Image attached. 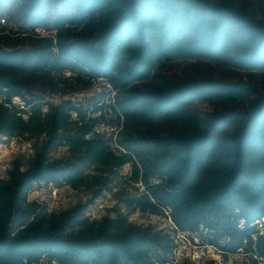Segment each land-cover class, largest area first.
<instances>
[{
  "label": "trees",
  "instance_id": "16d2710c",
  "mask_svg": "<svg viewBox=\"0 0 264 264\" xmlns=\"http://www.w3.org/2000/svg\"><path fill=\"white\" fill-rule=\"evenodd\" d=\"M17 8L18 30L0 27V94L10 104L0 103V138L32 141L35 155L0 179V264H172L179 244L166 230L123 214L94 220L87 204L50 213L29 201L42 182L86 186L96 199L114 190L128 162L143 187L122 199L129 208L165 215L170 207L179 231L200 234L225 258H264V94L156 73L176 59L264 71V0H23ZM99 81L116 92L111 105L52 101ZM198 101L233 106L199 117ZM110 109L111 122L124 121L121 156L95 131ZM62 146L74 157H55Z\"/></svg>",
  "mask_w": 264,
  "mask_h": 264
},
{
  "label": "rangeland",
  "instance_id": "374dc122",
  "mask_svg": "<svg viewBox=\"0 0 264 264\" xmlns=\"http://www.w3.org/2000/svg\"><path fill=\"white\" fill-rule=\"evenodd\" d=\"M22 1L18 0L17 4L14 1L0 0V27L4 24L2 19L5 18L7 20L5 23L9 22L10 29L18 30L22 19L17 5H20ZM37 32L44 37H50L54 31L41 26L37 28ZM156 73H162L173 81L211 78L243 83L256 87L264 94V71H247L209 59H176L163 67H158ZM69 75L67 73V76ZM74 94L73 88L63 90L54 94L52 101L58 103L62 99L73 97L74 100L84 101L86 105L96 101H103L104 104L111 105L116 92L112 91L111 86L105 81H99L91 88ZM14 104L21 105L18 100ZM232 106L231 103L198 101L191 107V111L201 117L207 112L229 110ZM107 113L111 116L114 115L112 109ZM34 155L35 147L32 141L20 137L0 138V179L8 178L9 171L14 167L16 160L24 163V167H26ZM54 156L68 159L74 157V154L67 146H62L54 152ZM119 173L120 178L114 184V190L112 192L104 191L96 199L94 192L86 186L76 189L67 184L56 187L53 183L42 182L38 183L34 191L30 193L29 201L44 204L50 213H60L78 204H87V215L94 220L113 219L119 214H123L128 216L131 222L152 225L157 229L166 230L180 244L172 264H205L211 261H214L215 264H264L263 257L245 252L232 254L225 258L200 234L192 235L174 230L171 219L166 214L157 215L129 208L122 199L129 194H135L136 187H140V192L143 187L140 183H133L132 174L123 173L122 167L119 169ZM259 229L264 232V222L259 226Z\"/></svg>",
  "mask_w": 264,
  "mask_h": 264
},
{
  "label": "built area",
  "instance_id": "2783aa9c",
  "mask_svg": "<svg viewBox=\"0 0 264 264\" xmlns=\"http://www.w3.org/2000/svg\"><path fill=\"white\" fill-rule=\"evenodd\" d=\"M2 22L5 23L6 19L3 18ZM68 74L71 75V72H68ZM16 100H18L20 102V104H21L20 106L22 108H25V101H23L19 97H16V99L13 100V103H15ZM0 103H3L5 105H10L9 103L6 102V97L3 94H0ZM43 110H44V112H48L49 111V105L48 104L45 105ZM72 114H73V118L76 119L78 117V113L77 112H73ZM23 116L26 119L29 117L28 114H23ZM107 119L108 120H106L104 122L98 123L96 125V127H95V131L97 133H99V134H102L104 137H106L109 140V144H110L111 150L117 156H121L124 153L128 152V150L119 143L120 133H121V130L123 129V122L124 121H121V123L111 122L112 121V116L111 115H108ZM132 171H133V165H132L131 162H128V163H126V164H124L122 166V172L125 173L126 175L127 174H132ZM171 213H172V208L168 207V208L165 209V214L167 215V217H169V219H171V222H172V225H173V229L176 230L177 232L181 233L182 231L178 230V227L176 226V224L172 220ZM263 222H264V218H263ZM263 222L261 223V225L263 224ZM261 233H264V232L261 231ZM173 238L176 241V238L175 237H173ZM176 243H178V242L176 241ZM179 247H180V244H179ZM177 250H179V248ZM177 250L175 251V256H176ZM25 264H60V263H58L55 260L49 262V261L46 260V258H41L39 262H28V261H25Z\"/></svg>",
  "mask_w": 264,
  "mask_h": 264
}]
</instances>
